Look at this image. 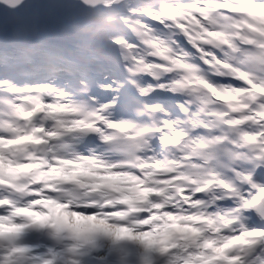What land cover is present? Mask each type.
Here are the masks:
<instances>
[{
    "label": "clouds",
    "instance_id": "9594fccd",
    "mask_svg": "<svg viewBox=\"0 0 264 264\" xmlns=\"http://www.w3.org/2000/svg\"><path fill=\"white\" fill-rule=\"evenodd\" d=\"M0 161V264H264V0H0Z\"/></svg>",
    "mask_w": 264,
    "mask_h": 264
},
{
    "label": "rangeland",
    "instance_id": "374dc122",
    "mask_svg": "<svg viewBox=\"0 0 264 264\" xmlns=\"http://www.w3.org/2000/svg\"><path fill=\"white\" fill-rule=\"evenodd\" d=\"M57 210L61 211V215L60 217H64L65 218V222H67V213L59 207H56ZM50 217V216H49ZM37 219H39V217H37ZM175 224V223H174ZM89 226H91L92 229L94 230H100L102 231L104 234L106 235H113L115 234L116 236H118L119 241L118 242H124V241H130V240H135L137 237L133 234L132 230L129 228H121L120 226H113L111 224L106 223L105 221H98L97 218L92 217V218H86V219H82V220H78L77 221V227L81 228V230H88ZM3 229V230H1ZM11 230V228L7 225H3V227H1V223H0V234L5 232V230ZM160 230V228L158 229ZM3 231V232H1ZM159 232V231H158ZM158 234V233H156ZM153 235V233H148L145 236V239H149L154 241V237L156 236Z\"/></svg>",
    "mask_w": 264,
    "mask_h": 264
},
{
    "label": "snow or ice",
    "instance_id": "6c2138e0",
    "mask_svg": "<svg viewBox=\"0 0 264 264\" xmlns=\"http://www.w3.org/2000/svg\"><path fill=\"white\" fill-rule=\"evenodd\" d=\"M27 216H29L30 218V221H31V225H36V226H39V227H44L46 226L47 222L44 221V220H39L37 219V217H40L42 216L43 214L42 213H31V212H26L25 213ZM4 224H8V225H11V230L9 232V230H5V234L3 236H9V235H12V234H20L22 232V227L18 226L17 224L15 223H4ZM148 233L145 234V236L147 235ZM113 236V240L114 242L118 243L119 241V238L118 236H116L115 234L112 235ZM144 242L148 245V246H151L153 244V241L152 240H149V239H145ZM13 254H18V255H25V254H28L30 252H32V249H30L29 247L27 246H17L15 247L13 250ZM3 255V249H0V256Z\"/></svg>",
    "mask_w": 264,
    "mask_h": 264
}]
</instances>
